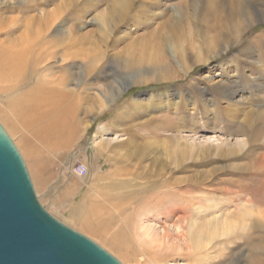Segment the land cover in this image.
<instances>
[{
  "label": "rangeland",
  "instance_id": "1",
  "mask_svg": "<svg viewBox=\"0 0 264 264\" xmlns=\"http://www.w3.org/2000/svg\"><path fill=\"white\" fill-rule=\"evenodd\" d=\"M28 1L0 0V10H5L4 16L14 19L18 14L6 11H14ZM45 1L36 6L32 14L37 20L43 14L49 20L52 18L54 24L49 35L59 45V50L69 47L83 54L87 65L96 61H100V65L94 64L99 69L90 77L85 79L84 73L81 75L80 82L91 85L94 90L84 94L86 98L91 95V98L85 99L82 107L76 110L75 118L82 121L81 129L59 151L47 153L41 149L35 156L28 155L22 150L19 135L12 133L0 112V125L21 156L39 203L53 206L50 213L121 264H134L101 238L86 233L79 226L82 217L89 211L90 200L97 192L109 194L113 199L130 197L129 200H133L134 195L149 186L160 171L164 172L162 178L170 177L173 171V178L184 179L183 184L189 183V197L193 198L192 219H197V212H203L206 220L218 217L221 222L209 224L220 230L215 236L205 234L208 238L204 239L202 248L192 255L193 259L205 258L194 264H214L219 262V257L220 264L231 260L235 264H264V180L256 178L251 171V164L258 158V149L264 148V133L255 144L247 143L245 135L235 133L238 128H256L260 125L258 118H264V94L260 90L264 85V76L260 75L264 73V66L259 68L260 71L258 69L260 74L254 70L258 60L264 57V8L260 3L251 1L247 4L251 8L248 10L250 16H245L247 19L241 16L239 40L232 46L229 43L224 51L216 54L214 64L209 65L207 61L206 65H190L189 70L178 78L177 74L185 70L182 68L184 64L175 60L173 55H170L173 65L158 64L148 42L156 31L162 42L178 40L175 46L184 49L185 64L191 63L206 43L200 20L202 0H199V6L190 7L192 16L190 13L189 20L192 22L183 21V26L177 29L173 28L171 18L174 0H155L154 4L153 0H147L143 4L145 9L140 10L134 20L131 15L140 0L134 2L123 20L116 15L119 0ZM56 10L54 18V13L50 12ZM17 23L3 26L8 28V31L3 28L5 32L0 33L3 45L19 43L25 25L21 20ZM182 50L173 49L175 53ZM233 62L236 67H226L222 77L219 69L209 70L218 63L229 67ZM77 66L81 67V64ZM172 74L175 77L165 79ZM36 76L38 74L28 71L24 84L31 86ZM69 84L68 87L72 88L74 83ZM228 104L236 105V109L223 110ZM216 118L220 120L214 121ZM79 163L86 168L85 177H78L74 172ZM120 172L125 174L121 180L127 187L118 191L113 187ZM140 201L143 199L134 200L138 205ZM135 203L133 206H137ZM71 206L75 209L70 212ZM118 209L121 213L123 208L119 205ZM153 215L139 210L134 216L136 229L139 230L141 222L143 226H153L159 233L163 227H174L173 220L160 223ZM67 217L75 220H69V224ZM170 232L172 238L178 236L175 229ZM173 242L176 244V240ZM179 244L185 247L184 242ZM167 254L168 251L152 256L164 260ZM222 254L226 256L222 257ZM166 264L189 263L176 258Z\"/></svg>",
  "mask_w": 264,
  "mask_h": 264
},
{
  "label": "bare ground",
  "instance_id": "2",
  "mask_svg": "<svg viewBox=\"0 0 264 264\" xmlns=\"http://www.w3.org/2000/svg\"><path fill=\"white\" fill-rule=\"evenodd\" d=\"M135 1L136 0H119V5L117 7L118 12L116 10V15L119 16L118 19L123 20L127 16L128 11L131 9ZM145 1L147 0H140L138 2V6L131 15V20L137 18L140 10L145 9L143 8L145 6H143ZM251 1L259 2L261 8H264V0H202V4L200 5L202 8V11L200 10V12H202L200 13V20L205 34L206 43L204 48L200 49L201 52L197 53L191 63L185 64L186 57L184 55V49L175 46L179 41L165 40L164 37L163 39L165 41L162 42V37L159 38L156 35V31V33L153 34H155L157 40H153L155 36L153 38L152 34L151 37L153 39L148 42V44L152 46V52L157 59L156 62L160 65L171 66L172 57L170 55H173L175 60L182 62V65L184 64L183 67L182 65L180 67L185 70L184 72L182 71L183 73L180 72L177 74L176 77L178 78L182 77L183 74L189 70L190 65L194 66L200 63L206 65L207 61L209 65L212 63L214 64V57L216 54L224 51L229 43L232 46L239 40V32L242 23L241 16H243L244 19H247L245 16H250L248 10L251 8L249 5L247 7V4ZM44 2L46 1L44 0ZM44 2L40 3L36 0H29L26 4L24 3V6L22 5L20 8H15L14 11H6L9 13L16 12L18 17H15L14 19L4 16L5 10H0V33L2 31L3 34V32H5L4 29L8 31V28L3 27L8 23H14L13 25H16L18 24L17 22L21 20V22L23 21L24 23L23 26L25 25L24 31L20 32L22 33V36H20V39L18 38L19 43L17 45H3L2 43L4 42H0V112L12 133L19 135V142L22 150H25V153L31 156L37 155L41 149H43V151L45 149L47 153L59 151L65 148L79 132L82 121L75 118V115L77 114L76 110L82 107L81 104H84L85 99L87 101V99L91 98V95L89 96L90 98L88 96L86 98L84 94L87 95L86 92H90L92 87L89 84L80 82V78L83 73L86 79L90 77L93 71L97 72L99 67L96 69L94 64L100 62L96 61L95 63L87 65L84 62V55L80 52L72 50L69 47L59 50V45H57L56 41H54L51 35H49L54 24L52 18L49 17L51 19L49 20L47 16L43 14V17L41 16L42 18L40 17V19L37 20L35 18L36 16L34 17L32 14L36 6L39 7V5L44 4ZM155 2L156 1L153 0V4ZM174 2L175 8L171 9L172 17H170L173 18V28L177 29L183 26V21L190 19V13L192 16L190 7L191 5H193L192 8L199 6V0H174ZM151 3L152 2H150V4ZM158 3L159 2H157V5ZM56 12L57 10L50 12L51 14L54 13V16L52 17L55 18ZM147 12L149 13V11ZM118 19L116 18V20ZM170 20H167L166 22H169L170 24ZM166 24L169 26L168 23ZM111 26L113 27L112 23ZM169 29H171V27ZM242 31L243 30H241V32ZM10 32H12L11 29ZM180 32H182V30ZM232 35L233 37L231 38ZM14 43L16 44L15 41ZM164 43H166V45H164ZM173 49L183 50L175 53ZM56 59L58 60V64H56ZM258 61V65L254 69L256 71L264 66V57ZM228 63H230V61ZM78 64H81V67H78ZM102 64L104 65V63ZM226 67L235 68L236 64L233 62L229 67L227 65L224 67V64L218 63L217 65L212 66L209 70L213 71L219 69V72L221 73L220 76L222 77L224 70L227 69ZM28 71L38 74L33 80L31 86L24 84L27 81L26 75ZM260 75L264 76V73ZM173 77H175L174 74L168 75L165 79H171ZM72 81L74 84L72 88H70L68 86ZM262 82L264 83V81ZM260 90L263 92L262 94H264V85ZM1 95L4 97H1ZM253 98L255 99L256 97ZM101 101H99V103ZM166 105H168V102H166ZM231 105L228 104V107L222 109L230 111L232 108L236 107L235 104L234 107ZM202 113L204 112L201 111V114ZM215 115L217 116V114ZM258 119H260V125L256 126V128H238L235 133L245 135L247 143L249 144L258 143L260 136L264 133V118ZM219 120L220 118H216L214 121L218 122ZM191 133H193V131ZM258 150V158L251 164V171L254 172L256 178H262L264 180V148ZM172 172L170 177L162 178L164 172L160 171L159 176L156 177L153 182L151 181L152 183L149 181L151 185L149 184V186L147 185L146 187L144 184V188L140 191L137 190L138 192L136 196L134 195L133 200H129L130 197L113 199L109 194H107V196L97 192V194H95L90 200L89 211H86L85 209L86 212L84 213L79 226L86 233H91L92 235L101 238L113 250L117 251L121 256H124L123 258L125 260H130L134 264H166L167 261H174L176 258H182L187 260L189 264H194L200 258L204 259V256L198 259H193L192 255L194 256L196 251L202 248L204 239L208 238V234L211 233V236H215L220 230V228L215 230V228L209 224L214 222L221 224V222H218V217L206 220L207 216L203 212H197V219H192L193 211L191 205L193 198L191 199L189 197V183L186 182L183 184V182H185L184 179L173 178ZM124 175L123 172H120L118 180L114 182V190L119 191L121 187H127V185L121 180V177H124ZM138 199H143V201H140L141 204L139 205L134 202V200ZM134 203L137 204V206H133ZM119 205L123 208L121 213H119ZM128 208L131 209L130 212H128ZM111 209L114 212H111ZM139 210L142 212L145 210V214H154L152 217H154L155 220L157 218V222L160 223L162 221L173 220L172 225L174 227H161L162 229L159 233L153 229V226L152 228L149 226H143V223L141 222L139 230H137L134 225V216ZM155 220L153 219V221ZM203 227L207 228L201 229ZM170 229H175V235L178 236H173L172 238L169 234L172 232H170ZM221 229H223V226ZM205 234H207L206 237ZM175 240L176 244L173 242ZM180 241L184 242L185 247L182 246V244H179ZM134 246L136 248H134ZM183 247L185 253H183ZM166 251H168L169 254H167V257L164 260L160 257L157 258V256H152L153 253H162ZM222 255V257L226 256L225 254ZM216 257L217 256H215V258ZM220 259L221 258L219 257V262L214 264H220L222 262ZM226 263L235 264V261L231 260Z\"/></svg>",
  "mask_w": 264,
  "mask_h": 264
},
{
  "label": "water",
  "instance_id": "3",
  "mask_svg": "<svg viewBox=\"0 0 264 264\" xmlns=\"http://www.w3.org/2000/svg\"><path fill=\"white\" fill-rule=\"evenodd\" d=\"M0 264H121L48 213L0 125Z\"/></svg>",
  "mask_w": 264,
  "mask_h": 264
},
{
  "label": "crops",
  "instance_id": "4",
  "mask_svg": "<svg viewBox=\"0 0 264 264\" xmlns=\"http://www.w3.org/2000/svg\"><path fill=\"white\" fill-rule=\"evenodd\" d=\"M46 202H44V203H40L41 205H42V207L48 212V213H50V211L53 209L54 210V207L53 206H50V207H48L46 204H45ZM68 203V202H67ZM74 207H70V212L71 211H74ZM53 217H55L56 219H58L59 221H61L62 223H64L63 222V220H61L59 217H57L56 215H54L53 213H50ZM70 217H67V219H68V223L70 222L69 220H72V219H74V217H71L70 219H69ZM75 220V219H74ZM66 226H68L66 223H64ZM70 224V223H69Z\"/></svg>",
  "mask_w": 264,
  "mask_h": 264
},
{
  "label": "built area",
  "instance_id": "5",
  "mask_svg": "<svg viewBox=\"0 0 264 264\" xmlns=\"http://www.w3.org/2000/svg\"><path fill=\"white\" fill-rule=\"evenodd\" d=\"M82 165V164H81ZM80 163L78 165L75 166L74 172L80 176V177H85L86 176V168L85 166H81Z\"/></svg>",
  "mask_w": 264,
  "mask_h": 264
}]
</instances>
